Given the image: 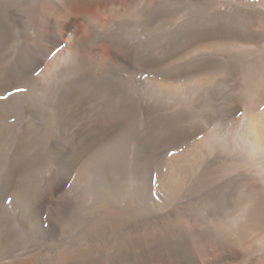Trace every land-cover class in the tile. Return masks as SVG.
Returning a JSON list of instances; mask_svg holds the SVG:
<instances>
[{
  "label": "rangeland",
  "instance_id": "374dc122",
  "mask_svg": "<svg viewBox=\"0 0 264 264\" xmlns=\"http://www.w3.org/2000/svg\"><path fill=\"white\" fill-rule=\"evenodd\" d=\"M253 1L0 0V95L29 87L0 100V264L264 258V235L233 244L250 167L230 161L245 120L228 113L244 97L229 61L264 43L216 36Z\"/></svg>",
  "mask_w": 264,
  "mask_h": 264
},
{
  "label": "bare ground",
  "instance_id": "6f19581e",
  "mask_svg": "<svg viewBox=\"0 0 264 264\" xmlns=\"http://www.w3.org/2000/svg\"><path fill=\"white\" fill-rule=\"evenodd\" d=\"M253 3V8L249 9L246 13L247 15H245L246 19L248 20V23L245 22L246 25H243L241 28L235 30H231L234 29L232 27L230 31H222L219 34H216V36L219 35L249 38L264 43V0H254ZM62 15L66 18L70 25L73 20L72 14L67 10H64ZM246 19L245 21H247ZM56 24L57 23H55V25ZM94 51H96V49H94ZM238 61L236 62L234 60H231L229 61V65L235 72L243 73L242 84L244 97L242 101L236 102L232 107H230L228 113H233L240 109L245 121L244 126L236 136L237 148L239 151L233 156L234 160L230 159V161H235V165H248L250 167V172H246V185L243 186L244 188L242 187L240 189L239 194L241 195H238L240 196V201L236 205L235 212L233 213V218L240 221V226L239 224H237L238 227H240V229L238 230L240 234L237 233L239 235L238 238L235 237V241V238L233 237V244L245 243V245H247L246 243L250 242L251 240L264 235V51L262 54L256 56L252 61H248L245 63ZM229 164L224 163L222 164V166L223 168H226L229 166ZM232 208L234 209V206ZM202 238L204 239V236ZM212 241L215 240L212 239ZM216 242L219 243H216V245H220L223 243L221 239L218 238H216ZM227 242H229V240ZM227 242H224L223 244L227 246ZM234 248H236V246H234ZM220 250L222 251L221 248ZM228 251L232 252L231 250ZM82 252L83 251L80 249L70 251V253L68 254V258L75 259ZM217 263L219 262L217 261ZM254 264H264V258L262 260H259L258 262H255Z\"/></svg>",
  "mask_w": 264,
  "mask_h": 264
},
{
  "label": "snow or ice",
  "instance_id": "6c2138e0",
  "mask_svg": "<svg viewBox=\"0 0 264 264\" xmlns=\"http://www.w3.org/2000/svg\"><path fill=\"white\" fill-rule=\"evenodd\" d=\"M80 43H81L82 51L86 52L87 51L88 40L87 39H82ZM57 50H59V49H57ZM52 54L55 55V53H52ZM109 55H110V53H109ZM140 58H141L142 62L145 63L146 66H151V64L154 63L152 57L147 56L146 54L142 55ZM82 62L85 63V64L91 63L92 66H93L94 75L96 73H98L100 79L106 78L107 73L100 72L99 69L96 67L97 61H92L90 58H88L86 56L84 61H82ZM34 74L38 76L39 75V71H35ZM5 91H6V95H0V100H5L6 101L8 96L14 95V92L27 93L29 91V87L28 86L15 85L14 86V92L13 91H7V90H5ZM169 154H171V153H169ZM3 199H4L5 203H9V204L12 203L11 198L8 197L7 195L3 196Z\"/></svg>",
  "mask_w": 264,
  "mask_h": 264
}]
</instances>
